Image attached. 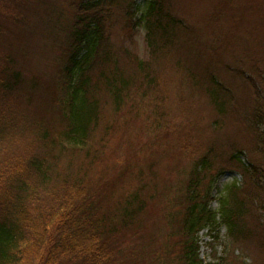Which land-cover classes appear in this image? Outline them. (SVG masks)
Segmentation results:
<instances>
[{
    "label": "rangeland",
    "instance_id": "1",
    "mask_svg": "<svg viewBox=\"0 0 264 264\" xmlns=\"http://www.w3.org/2000/svg\"><path fill=\"white\" fill-rule=\"evenodd\" d=\"M73 1L77 0H0V58L15 59L13 67L22 78L3 113L0 175L28 158L46 159L51 152L40 144L41 129L55 135L63 128L57 103L58 74ZM167 5L200 36L192 42L193 36L187 40L179 35L169 47L152 53L144 30H137L132 40L126 41L125 30L115 21L111 45L120 56L122 70L137 74L135 64L125 55L132 53L147 62L155 82L147 96L133 90L132 99L118 112L102 94L99 121L86 150H64L55 165L58 182L84 172L96 198L111 192L102 205L111 210L119 199L142 190L143 206L135 223L117 238L122 257L133 238L144 248L136 264H157L154 253L173 244L164 239L176 230L178 219L169 224L168 216L178 211V198L184 196L191 169L208 148L212 147L210 175L232 169L215 184L213 210L220 208L230 184L251 185L246 174L231 166V154L242 150L245 163L252 160L264 167V147L255 139L252 118L254 89L264 98V0H167ZM211 74L233 99L223 116L217 115L208 91ZM259 122L264 129V111ZM38 193L41 205L50 200V189L46 188L45 199L42 190ZM256 203V210L242 219L248 229L258 218L259 228L264 226V201ZM174 233L178 236V231ZM197 239V253L204 264L223 263L225 258L224 264H264L262 232L241 240L230 238L225 227L218 231L205 228Z\"/></svg>",
    "mask_w": 264,
    "mask_h": 264
},
{
    "label": "trees",
    "instance_id": "2",
    "mask_svg": "<svg viewBox=\"0 0 264 264\" xmlns=\"http://www.w3.org/2000/svg\"><path fill=\"white\" fill-rule=\"evenodd\" d=\"M70 6L73 17L58 74L57 103L63 128H56L55 135L41 129L40 144L51 152L46 159L28 158L23 165L19 163L9 173L0 175V264H129L131 260L136 264L144 253L133 238L131 244H126V255L122 257L117 239L135 223L143 206L142 190L119 199L112 210L102 207L111 192L96 198L84 180V172L64 176L58 182L56 157L64 150H86L99 121L103 95L118 112L134 92L147 96L155 82L147 62L132 53L125 55L135 64L137 74L131 76L122 70L120 56L111 45L110 31L115 21H120L125 30L126 41L132 40L137 30H144L152 53L166 49L179 35L187 40L193 36L195 42L200 34L169 10L167 0H77ZM14 61L8 56L0 58V127H4L7 101L22 83ZM210 76L208 91L217 115L223 116L233 99L214 74ZM254 90L255 139L264 147V129H260L263 123L259 125L264 98L258 94V88ZM156 116L161 119L159 114ZM211 150L212 147L203 152L193 165L184 196L178 198L179 209L168 216L169 224L178 219V227L164 239L173 244L164 252L154 253L157 264H204L197 253V235L205 228L218 231L225 227L230 238L241 240L264 233V226L263 230L259 228V218L251 229L242 221L245 214L256 210L257 201H264V167L252 160L246 159L245 163L242 150L231 154V166L246 174L251 185L230 184L225 190L228 195L219 201L220 208L213 210L210 205L215 200V184L232 169L210 175ZM102 187L106 189L107 185ZM46 188L50 189V200L41 205L38 191L44 192L45 199Z\"/></svg>",
    "mask_w": 264,
    "mask_h": 264
}]
</instances>
